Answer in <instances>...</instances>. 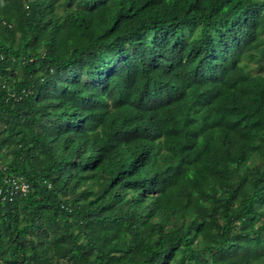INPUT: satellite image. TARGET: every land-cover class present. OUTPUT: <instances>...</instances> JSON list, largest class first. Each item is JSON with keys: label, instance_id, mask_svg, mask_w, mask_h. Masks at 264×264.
<instances>
[{"label": "trees", "instance_id": "trees-1", "mask_svg": "<svg viewBox=\"0 0 264 264\" xmlns=\"http://www.w3.org/2000/svg\"><path fill=\"white\" fill-rule=\"evenodd\" d=\"M6 175L0 264H264V0H0Z\"/></svg>", "mask_w": 264, "mask_h": 264}, {"label": "built area", "instance_id": "built-area-1", "mask_svg": "<svg viewBox=\"0 0 264 264\" xmlns=\"http://www.w3.org/2000/svg\"><path fill=\"white\" fill-rule=\"evenodd\" d=\"M29 191V183L22 176L6 175L0 179V201H10Z\"/></svg>", "mask_w": 264, "mask_h": 264}, {"label": "rangeland", "instance_id": "rangeland-1", "mask_svg": "<svg viewBox=\"0 0 264 264\" xmlns=\"http://www.w3.org/2000/svg\"><path fill=\"white\" fill-rule=\"evenodd\" d=\"M21 72H22V69L16 70V73L19 74V75L21 74Z\"/></svg>", "mask_w": 264, "mask_h": 264}]
</instances>
